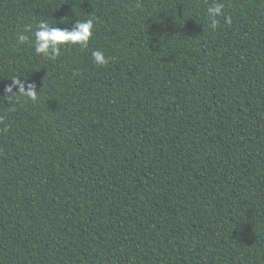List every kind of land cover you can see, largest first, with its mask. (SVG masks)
Masks as SVG:
<instances>
[{
  "label": "trees",
  "instance_id": "1",
  "mask_svg": "<svg viewBox=\"0 0 264 264\" xmlns=\"http://www.w3.org/2000/svg\"><path fill=\"white\" fill-rule=\"evenodd\" d=\"M0 264H264V0H0Z\"/></svg>",
  "mask_w": 264,
  "mask_h": 264
},
{
  "label": "clouds",
  "instance_id": "2",
  "mask_svg": "<svg viewBox=\"0 0 264 264\" xmlns=\"http://www.w3.org/2000/svg\"><path fill=\"white\" fill-rule=\"evenodd\" d=\"M224 5L219 2H214L213 6L207 9V16L211 21V26L215 28L218 24L216 17L223 14L222 9ZM93 22L87 20L85 22H77L72 30L54 28L49 26L46 21H41L37 25V30L34 33L35 36V52L49 58H55L59 55L61 46L69 43L79 45L81 48L88 46L89 40L92 36ZM30 30V28H29ZM20 42H24L28 39L26 35H20L18 37ZM92 59L95 64L104 66L108 63L104 53L100 50L92 52ZM12 84L5 89L6 98L12 96H23L31 101L35 102L37 99L36 85L28 83L27 85L20 78H11ZM18 88V91L13 93V88ZM10 94V95H8Z\"/></svg>",
  "mask_w": 264,
  "mask_h": 264
}]
</instances>
